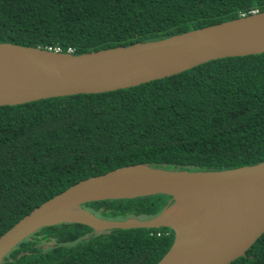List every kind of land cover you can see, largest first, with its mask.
<instances>
[{
    "label": "trees",
    "instance_id": "16d2710c",
    "mask_svg": "<svg viewBox=\"0 0 264 264\" xmlns=\"http://www.w3.org/2000/svg\"><path fill=\"white\" fill-rule=\"evenodd\" d=\"M254 11L264 12V0H0V43L81 55ZM261 163L264 54L211 61L130 89L0 107V236L71 186L117 168L222 171ZM170 200L84 208L104 219H148ZM173 242L169 228L95 233L65 223L40 229L2 264H158ZM231 264H264V234Z\"/></svg>",
    "mask_w": 264,
    "mask_h": 264
},
{
    "label": "water",
    "instance_id": "95a60500",
    "mask_svg": "<svg viewBox=\"0 0 264 264\" xmlns=\"http://www.w3.org/2000/svg\"><path fill=\"white\" fill-rule=\"evenodd\" d=\"M264 54V12L165 39L81 55L0 43V107L130 89L211 61ZM169 196L155 217L104 219L87 203ZM81 224L110 230L169 228L174 242L158 264H231L264 234V163L222 171L146 164L117 168L71 186L0 236V264L40 229Z\"/></svg>",
    "mask_w": 264,
    "mask_h": 264
},
{
    "label": "built area",
    "instance_id": "2783aa9c",
    "mask_svg": "<svg viewBox=\"0 0 264 264\" xmlns=\"http://www.w3.org/2000/svg\"><path fill=\"white\" fill-rule=\"evenodd\" d=\"M253 13H256V12H253ZM245 16V15H243ZM48 51H53L55 53H70V54H74L75 53V49L73 48H69L67 51L63 50V48L61 47H55V48H48Z\"/></svg>",
    "mask_w": 264,
    "mask_h": 264
},
{
    "label": "clouds",
    "instance_id": "9594fccd",
    "mask_svg": "<svg viewBox=\"0 0 264 264\" xmlns=\"http://www.w3.org/2000/svg\"><path fill=\"white\" fill-rule=\"evenodd\" d=\"M254 12H256V11H254ZM256 13H258V12H256ZM256 13H250V14H243V15H245V16H243V15H241V17H247V16H250V15H253V14H256ZM45 50H48V48L47 49H45ZM169 234H170V232H168ZM168 233H166L167 235H168Z\"/></svg>",
    "mask_w": 264,
    "mask_h": 264
},
{
    "label": "rangeland",
    "instance_id": "374dc122",
    "mask_svg": "<svg viewBox=\"0 0 264 264\" xmlns=\"http://www.w3.org/2000/svg\"><path fill=\"white\" fill-rule=\"evenodd\" d=\"M162 196V195H161ZM165 208V207H164ZM45 244H46V247L43 249V250H46V249H48L50 246H49V243H47V241L46 242H44ZM43 243V244H44ZM51 244H52V242H51ZM49 246V247H48Z\"/></svg>",
    "mask_w": 264,
    "mask_h": 264
}]
</instances>
